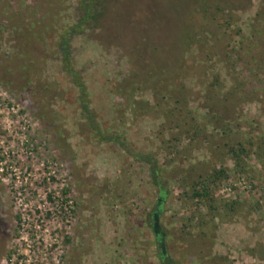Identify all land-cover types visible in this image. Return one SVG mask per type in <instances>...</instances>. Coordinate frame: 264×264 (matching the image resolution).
<instances>
[{"label":"rangeland","instance_id":"obj_1","mask_svg":"<svg viewBox=\"0 0 264 264\" xmlns=\"http://www.w3.org/2000/svg\"><path fill=\"white\" fill-rule=\"evenodd\" d=\"M84 1L95 18L71 36V51L103 129L169 172L170 162L194 176L228 169L213 193L236 210L202 240L208 209L185 204L173 172L161 218L171 254L180 264H264V0H207L205 15L200 0ZM83 3L0 0V264H161L148 167L95 139L62 68L61 32ZM188 23L203 28L193 52L179 38ZM168 89L185 96L184 116L167 115L176 101L155 96ZM216 122L248 148L240 165L219 147ZM187 214L199 217L183 227Z\"/></svg>","mask_w":264,"mask_h":264},{"label":"trees","instance_id":"obj_2","mask_svg":"<svg viewBox=\"0 0 264 264\" xmlns=\"http://www.w3.org/2000/svg\"><path fill=\"white\" fill-rule=\"evenodd\" d=\"M83 2V5L86 7L83 10V15L76 21L75 24H72L68 28H64L61 32L60 49L62 54V68L71 77L72 82L78 88L80 114L86 120L88 129L90 133L93 134L95 139L100 142H113L117 144L125 153L131 155L135 160L145 164L148 167L150 183L153 187L157 189V199L155 201L154 208L147 213V221L148 226L152 229L155 235L156 246L159 251L158 257L161 264H180V261L174 258V256L169 251L167 242V237L169 236V233L168 231H166V228L162 225L161 222V218L166 209V203L172 197L171 181L174 179V177L172 178L171 176L173 172L177 173L176 180L183 190L182 194L185 199V204L189 199L191 202L193 201L194 203H196V205L204 203V205H206V208L208 209L207 214L210 216V219L205 221L203 220L201 222V227L199 228V230H197V236H200V239L202 240L203 238L211 239V234L215 231V229L213 228V224L215 222L216 217H220V220H226L227 217L232 218V216L234 215L233 212L236 210L234 208L237 203L236 200H233L231 202L226 201L224 205H221L220 202H217L213 193V188L217 185L218 181L229 177L228 169L223 163H220L219 167L216 166L213 169L206 168L205 170H202L201 173H199L197 176L196 174L194 176L193 171L195 169H192L190 167L179 168L177 165H174V162H170L174 167L172 166V170L169 172L166 168V165H163V163H161L155 153L150 151H138L133 148L125 134L120 133L118 131H106L103 129L102 125L98 122L96 114L91 106V100L89 97V90L87 88V85L83 81L80 72L75 68L74 59L71 51V36L74 33L83 30L84 25L87 24V22L91 19L95 18L89 12V5L90 3H92V1L88 3V1L83 0ZM199 3L201 5L200 10H202V12L200 11V14L205 15L207 12H211L208 8L209 5L207 0H200ZM91 9L94 10L95 7H91ZM217 9H221L219 8V5L217 6ZM197 15L199 14L196 13V16ZM227 19H229V16L228 18H225V20ZM194 25V23H188L187 25H185L183 31H181L179 35V38L181 40V48L183 50L186 49L185 51L193 52L197 48L199 43L202 44V41L197 35L202 33L203 28H201L202 26H198V28ZM176 73H179L178 68L176 69ZM162 92L163 94H161ZM154 93L155 96H159L161 94L164 100L172 99L176 101L175 109L167 111V115H176L180 112L181 116H184L183 112L186 108L184 107V105L186 104V98L184 95H182L181 90H155ZM130 102H135V99L133 98ZM191 113L192 111H188L187 115L190 117L192 115ZM213 118L219 123L220 121H222L220 117L213 116ZM192 120H194L193 117H191L189 121L187 120V122L189 124L191 123L192 125L191 129H189L187 133L193 130L194 137L199 134L200 128L198 126V123H192ZM219 123L216 122L213 127V130H215L214 133L221 132L223 143L222 145L220 144L219 147L223 148V153L226 152L225 154L235 159L236 165H240L244 155H247L249 153L248 148L244 146L243 142L241 141L235 143L232 140V134L230 133L229 128L226 127V123L222 122L223 128L220 126ZM175 139L178 141L179 137H174V140ZM176 153L179 154L178 151H176ZM173 160L174 159H172V161ZM197 217H199V215L187 214V216L184 217L182 226L188 227L190 225V220H193ZM193 233L194 231L192 232L189 229L185 230V238L190 243H192V240L190 241L189 237L196 238ZM190 247L192 246L190 245Z\"/></svg>","mask_w":264,"mask_h":264}]
</instances>
